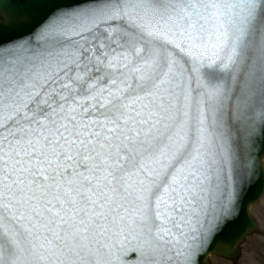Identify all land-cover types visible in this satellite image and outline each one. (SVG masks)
Returning <instances> with one entry per match:
<instances>
[{"label":"snow or ice","instance_id":"snow-or-ice-1","mask_svg":"<svg viewBox=\"0 0 264 264\" xmlns=\"http://www.w3.org/2000/svg\"><path fill=\"white\" fill-rule=\"evenodd\" d=\"M262 180L264 0H0V264L236 258Z\"/></svg>","mask_w":264,"mask_h":264},{"label":"flooded vegetation","instance_id":"flooded-vegetation-1","mask_svg":"<svg viewBox=\"0 0 264 264\" xmlns=\"http://www.w3.org/2000/svg\"><path fill=\"white\" fill-rule=\"evenodd\" d=\"M252 214L257 228L255 233L245 239L239 256L240 264H264V208L255 205Z\"/></svg>","mask_w":264,"mask_h":264},{"label":"water","instance_id":"water-1","mask_svg":"<svg viewBox=\"0 0 264 264\" xmlns=\"http://www.w3.org/2000/svg\"><path fill=\"white\" fill-rule=\"evenodd\" d=\"M264 190V180H262L261 182L253 185L250 190L248 191L245 200L243 202L242 208H241V212H240V216L239 218L234 222V224L231 226L233 233H238L240 231H243L247 226H248V217H249V206L256 202L259 197L261 196L262 192ZM258 196V199L256 198ZM252 201L251 203H249L248 201ZM252 231L249 232H245L244 235L251 233ZM210 253H214L218 256H222L217 252H210ZM225 257V256H222ZM227 258V257H225ZM230 259H236V258H230Z\"/></svg>","mask_w":264,"mask_h":264},{"label":"rangeland","instance_id":"rangeland-1","mask_svg":"<svg viewBox=\"0 0 264 264\" xmlns=\"http://www.w3.org/2000/svg\"><path fill=\"white\" fill-rule=\"evenodd\" d=\"M259 205L261 208H264V200L260 202ZM209 260L211 261V264H230L228 261L214 255L210 256Z\"/></svg>","mask_w":264,"mask_h":264}]
</instances>
